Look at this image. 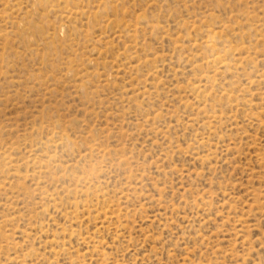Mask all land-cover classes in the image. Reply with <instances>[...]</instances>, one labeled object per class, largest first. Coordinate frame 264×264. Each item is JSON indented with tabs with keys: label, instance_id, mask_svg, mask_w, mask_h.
<instances>
[{
	"label": "rangeland",
	"instance_id": "1",
	"mask_svg": "<svg viewBox=\"0 0 264 264\" xmlns=\"http://www.w3.org/2000/svg\"><path fill=\"white\" fill-rule=\"evenodd\" d=\"M0 264H264V0H0Z\"/></svg>",
	"mask_w": 264,
	"mask_h": 264
}]
</instances>
